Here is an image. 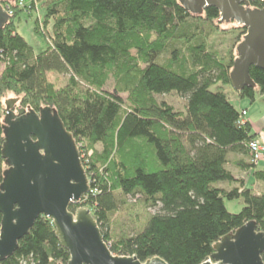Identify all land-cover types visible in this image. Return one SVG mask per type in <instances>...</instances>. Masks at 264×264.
Listing matches in <instances>:
<instances>
[{"label":"trees","instance_id":"obj_1","mask_svg":"<svg viewBox=\"0 0 264 264\" xmlns=\"http://www.w3.org/2000/svg\"><path fill=\"white\" fill-rule=\"evenodd\" d=\"M256 1L251 4L260 6L261 0ZM36 3L44 8V16L36 20L34 31L47 44L39 53L15 31L13 21ZM0 4L12 11L0 28V184L7 169L1 153L2 99L14 93L27 111L54 107L81 144L90 191L69 210L90 209L114 254L142 262L159 256L168 264H199L217 241L247 221L264 231V192L245 187L243 179H235L227 169L229 153L248 159L238 162L242 169L255 167L249 144L256 135L222 90L230 85L245 25L228 21L239 30L234 54L233 47L220 51L208 43L223 32L215 23L220 15L213 6L195 14L179 0ZM48 72L67 74V84L57 88L47 79ZM249 74L256 87L245 86L238 93L253 101L257 90L264 93V69L252 66ZM110 77L113 90L105 88ZM171 92L185 99L184 110L156 98ZM92 148L93 155L86 156ZM254 175L264 181L263 172ZM234 181L237 185L228 189L218 186ZM121 196L153 209L142 227L116 230L118 222L112 227ZM236 199L242 207L234 213L225 201ZM68 259L54 223L41 215L0 264H66Z\"/></svg>","mask_w":264,"mask_h":264},{"label":"water","instance_id":"obj_2","mask_svg":"<svg viewBox=\"0 0 264 264\" xmlns=\"http://www.w3.org/2000/svg\"><path fill=\"white\" fill-rule=\"evenodd\" d=\"M179 1L195 14L213 6L220 21L232 19L247 27L236 46L230 85L236 91L255 88L249 70L264 69V7L250 8L248 0ZM9 15L0 4V28ZM18 98L3 97L1 153L7 169L0 184V262L15 252L19 240L43 215L52 220L60 245L69 252L66 264H168L159 256L142 262L136 256L114 254L90 209L69 210L90 191L78 146L54 107L27 111L15 107ZM263 252L264 231L250 220L217 241L199 264H264Z\"/></svg>","mask_w":264,"mask_h":264},{"label":"rangeland","instance_id":"obj_3","mask_svg":"<svg viewBox=\"0 0 264 264\" xmlns=\"http://www.w3.org/2000/svg\"><path fill=\"white\" fill-rule=\"evenodd\" d=\"M34 8L35 9L31 10L30 13H28L27 11H21L20 13H18L13 18V21L15 24V28H14L15 31H17V33H19L26 40V42L30 46H32L35 53H39L40 51H42L46 48L47 44H46L45 38L43 39L40 35L35 33L34 27L36 25V20L39 19V21H40V19H42V17L44 16V8L39 3L38 4L36 3ZM215 23L217 24L219 31H223V32H216L208 40V43L215 46V48L217 50H220V51H227L230 48H232L234 44L236 46L238 35H239V30H237L235 28V26H237V25L234 22H227L226 23V22H219V20H215ZM44 26L46 28L47 24H44ZM52 26H53V24L51 21V22H49V27H50L51 31H53ZM235 46L233 47L234 54H235ZM164 58H166L165 54L162 57V59H164ZM2 68H3L2 64L0 63V70H2ZM46 76H47V79L50 80L51 82H53L57 88L64 87L67 84L68 79H69L67 74L55 73V72H48ZM113 86H114V79L110 77L109 80L107 81L105 88H107L109 90H113ZM217 87H218V85L212 86L211 89L214 91V90H216ZM222 90L228 95V98L230 101H232L233 103L235 102V105L238 108L241 107L239 104V101H241V99H239L238 97L232 96L234 94V92H236V90H234L231 85L223 86ZM10 94L13 96H19V95H16L14 93H7L5 96H8ZM122 96L125 97L126 94L124 93ZM257 96L258 95H256V97ZM20 98H21V96H19V98L15 104L23 107L20 104ZM156 98L159 101H166L167 103L171 104L176 110H184L185 109V105H186L185 99L181 98L176 92H171L168 94H161V95L157 94ZM244 100H245L246 104H248V105L250 104L249 99L245 98ZM243 104H245V103H243ZM252 105L254 108L264 107V103L261 101V99L259 101H257L256 103H253ZM2 109H3L4 115H5L6 106H5V102H3V99H2ZM80 146H81V144L78 145V147H80ZM95 148H96V150H100L101 146L96 145ZM94 150H95L94 148H92L91 150H88V153H86V156H89L90 154L93 155ZM82 154H83V157L86 159L85 153H82ZM88 175H90V174H88ZM88 178H89V176H88ZM89 182H90V178H89ZM121 199L123 201L121 206L111 216L112 227L115 225V222H118L117 223L118 225L115 228L116 230H120L122 227L124 229L125 228L126 229L127 228L128 229H130V228L135 229V228L142 227L143 224L146 222L148 216L152 213L153 209H151V208L148 209L139 200H136L134 198H130L128 196H121ZM225 205L229 211L236 213L241 209L242 201H240L238 199L231 200V201L227 200V201H225ZM80 207H82V206H80ZM77 208H79V207H77ZM112 229H114V228H112ZM110 243H111V241H110Z\"/></svg>","mask_w":264,"mask_h":264},{"label":"crops","instance_id":"obj_4","mask_svg":"<svg viewBox=\"0 0 264 264\" xmlns=\"http://www.w3.org/2000/svg\"><path fill=\"white\" fill-rule=\"evenodd\" d=\"M256 95H258L256 97ZM233 97H238L241 99L239 101L240 108H238L235 105V102L231 103L235 106L237 110H245L246 114L244 115V120L250 122L252 127V132L256 135L255 138L260 141L264 146V107H258L254 108L253 103H256L261 99V101L264 103V93H260L258 90L255 92L254 100L250 101V104H246L245 97H241L238 93V91L234 92L232 95ZM248 99V98H247ZM245 103V104H243ZM228 163H227V169L232 173L233 177L237 180L243 179L245 183V187L252 189L255 193L259 194L261 192H264V181L258 179L254 174L256 172H263L264 173V152L262 158L258 161V163L255 165L254 168L244 170L242 169V166L239 165V161L243 160V162H247L248 159L239 153H229L228 155ZM237 185V182L226 183V182H220L218 183L219 187L222 188H230L232 186Z\"/></svg>","mask_w":264,"mask_h":264},{"label":"built area","instance_id":"obj_5","mask_svg":"<svg viewBox=\"0 0 264 264\" xmlns=\"http://www.w3.org/2000/svg\"><path fill=\"white\" fill-rule=\"evenodd\" d=\"M24 3H25V0H19V6H23ZM4 10L6 12H8L10 15L12 14V11L9 8H6ZM241 114H242V117H244V115L246 114L245 110H242ZM249 148L251 150V158H250V161H251L252 164L256 165L258 163V161L263 156L264 146H263V144L260 141L254 140V141L250 142Z\"/></svg>","mask_w":264,"mask_h":264},{"label":"flooded vegetation","instance_id":"obj_6","mask_svg":"<svg viewBox=\"0 0 264 264\" xmlns=\"http://www.w3.org/2000/svg\"><path fill=\"white\" fill-rule=\"evenodd\" d=\"M248 2H249V7L250 8H263L264 7V3H263L262 0L260 2V6L259 5H253V4H251L252 2H257L256 0H248ZM16 105L17 104H15V107H16Z\"/></svg>","mask_w":264,"mask_h":264}]
</instances>
